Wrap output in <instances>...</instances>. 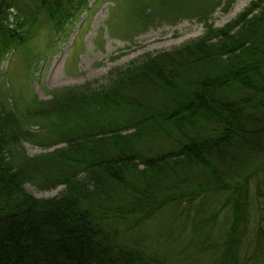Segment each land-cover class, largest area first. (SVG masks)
<instances>
[{
    "label": "trees",
    "instance_id": "16d2710c",
    "mask_svg": "<svg viewBox=\"0 0 264 264\" xmlns=\"http://www.w3.org/2000/svg\"><path fill=\"white\" fill-rule=\"evenodd\" d=\"M84 2L0 0V52L39 17L62 30ZM23 107L0 101V264H186L211 250L208 264H264V0L105 88ZM46 118L62 147L29 157L26 125ZM26 183L64 191L37 199ZM172 204L175 223L137 239ZM200 227L218 236L197 240Z\"/></svg>",
    "mask_w": 264,
    "mask_h": 264
},
{
    "label": "rangeland",
    "instance_id": "374dc122",
    "mask_svg": "<svg viewBox=\"0 0 264 264\" xmlns=\"http://www.w3.org/2000/svg\"><path fill=\"white\" fill-rule=\"evenodd\" d=\"M252 1L167 0L157 6L152 0H85L70 23L59 31L53 30L44 17H39L34 23L33 36L26 44H17L14 52L12 49L0 52V101L18 116H24L26 104L49 100L65 89L87 85L92 89L105 88L116 72L198 39L209 25L224 26L244 12ZM53 122L50 118L35 119L26 125L33 136L31 142L21 143L27 156L62 147L57 129L52 128ZM24 189L33 197L44 199L60 196L64 186L38 191L26 183ZM206 201L210 204L213 198ZM177 213L178 208L173 204L162 209L150 224L136 233L137 239L142 236L146 240L154 233L165 231L175 223ZM219 216L218 223L226 217L225 210ZM186 225L189 232L190 223ZM216 225L211 228L218 229ZM198 231L197 240L209 235L215 239L216 234L209 233L207 227H200ZM213 251L193 256L185 263L208 264Z\"/></svg>",
    "mask_w": 264,
    "mask_h": 264
}]
</instances>
